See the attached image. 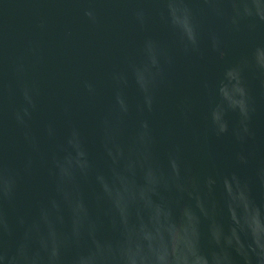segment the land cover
I'll use <instances>...</instances> for the list:
<instances>
[{
	"label": "clouds",
	"instance_id": "9594fccd",
	"mask_svg": "<svg viewBox=\"0 0 264 264\" xmlns=\"http://www.w3.org/2000/svg\"><path fill=\"white\" fill-rule=\"evenodd\" d=\"M140 4L132 18L143 38L106 73V97L95 80L81 81L89 103L80 118L61 105L34 128L40 90L27 56L36 50L7 58L0 45V264H264V201L252 193L253 182L264 190V158L246 147L255 137L246 73L264 89V42L201 79V104L184 96L176 105L193 145L209 133L230 136L236 164L254 163L253 180L195 168L175 130L154 122L177 56L225 61L229 38L264 29V0ZM82 11L98 22L94 7ZM13 94L19 102L8 109ZM196 105L202 128L192 126ZM10 122L23 149L18 165L8 156ZM38 172L43 191L22 205V185Z\"/></svg>",
	"mask_w": 264,
	"mask_h": 264
},
{
	"label": "water",
	"instance_id": "95a60500",
	"mask_svg": "<svg viewBox=\"0 0 264 264\" xmlns=\"http://www.w3.org/2000/svg\"><path fill=\"white\" fill-rule=\"evenodd\" d=\"M89 6L97 11L96 24H91L83 15L82 10ZM138 6H141L140 0H0V45L5 56L15 58L29 46L36 50L35 56H27L28 78L34 80L40 90V111L33 121L34 128L42 119L55 117L61 105L70 106L77 118L86 114L89 102L81 91L84 79L95 80L107 96L106 73L126 54L134 52L143 38L132 18V10ZM153 28L162 38L169 39L158 24ZM261 42H264V29L229 38L225 61H217L210 54L202 58L177 56L172 70L173 86L163 92V111L156 114L154 122L158 129L171 126L175 130V138L186 144L195 168L220 173L236 171L242 177L254 179V163L241 167L233 159L240 146L230 136L217 138L209 133L198 147L193 145L190 130L180 122L176 105L184 96L201 104V79L215 78L224 63L234 61L253 44ZM246 79L255 105L252 120L255 137L246 147L260 159L264 158V89L255 74L246 73ZM18 102L17 95L6 96V108L10 109ZM198 105L194 106L192 126L202 128ZM8 132L14 145L8 154L9 161L18 165L23 158V149L11 122ZM164 147L166 144L162 149ZM201 149L210 153L213 159H202L198 155ZM43 186V173L38 172L22 185L20 203L27 205L33 195L43 191ZM252 193L258 202L264 201V190L254 182Z\"/></svg>",
	"mask_w": 264,
	"mask_h": 264
}]
</instances>
